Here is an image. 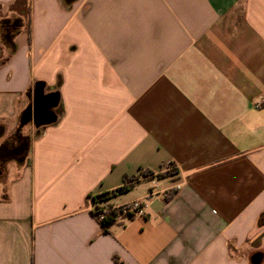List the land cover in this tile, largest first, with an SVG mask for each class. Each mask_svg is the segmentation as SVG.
Instances as JSON below:
<instances>
[{"label":"crops","instance_id":"0c3cea01","mask_svg":"<svg viewBox=\"0 0 264 264\" xmlns=\"http://www.w3.org/2000/svg\"><path fill=\"white\" fill-rule=\"evenodd\" d=\"M14 18L0 264H264V0H0ZM124 179L102 205L180 188L103 234L92 197Z\"/></svg>","mask_w":264,"mask_h":264},{"label":"trees","instance_id":"16d2710c","mask_svg":"<svg viewBox=\"0 0 264 264\" xmlns=\"http://www.w3.org/2000/svg\"><path fill=\"white\" fill-rule=\"evenodd\" d=\"M21 26H22V21L19 18L6 19V20H2L0 22V28L2 30L1 31L2 35L4 36V38H7V39L13 38L19 32ZM13 51H14V46H12V48H11V52H13ZM173 172H174V170L169 171V172L164 173V174H159L158 177H164L166 175L172 174ZM147 174H148L147 172H143V175L147 176ZM124 180L127 182V184L123 185L122 187H120L116 190H114L113 192L108 193V194H104L102 196L92 197L93 204H94V207L92 209V215L94 218H95V211L98 210L101 206H105V205H102V203L104 201H106L107 199H109L112 196L124 194L125 192H127L132 187V185L134 183L138 182V179H135V180L124 179ZM106 206H110V205H106ZM131 217L132 216H129V218H131ZM117 219H118V215L116 214V212L110 211L107 213V215L105 216V218L101 222H98L96 219L95 220L100 225L101 232L103 234H107V233H109L110 227L112 225H114L115 223H117ZM263 221H264V214H262L260 216L258 222L261 224Z\"/></svg>","mask_w":264,"mask_h":264},{"label":"built area","instance_id":"2783aa9c","mask_svg":"<svg viewBox=\"0 0 264 264\" xmlns=\"http://www.w3.org/2000/svg\"><path fill=\"white\" fill-rule=\"evenodd\" d=\"M174 165L172 163H166L164 166H162L160 173L159 174H164L169 171L174 170ZM159 174H147V176L143 175V173L140 175V180H145V179H151L155 180V176ZM180 188V184H176L171 188L164 189L162 191H159L156 185H153L147 196L143 201H133L125 204H120V205H110V206H101L98 210L95 211V219L98 222H101L105 216L107 215L108 212L114 211L118 215L117 221H122V220H128L129 216H134V215H143L144 213V201H148L151 199L153 196H158L161 195L163 197H167L168 194L171 191L177 190Z\"/></svg>","mask_w":264,"mask_h":264},{"label":"water","instance_id":"95a60500","mask_svg":"<svg viewBox=\"0 0 264 264\" xmlns=\"http://www.w3.org/2000/svg\"><path fill=\"white\" fill-rule=\"evenodd\" d=\"M56 103H57L56 102V96L52 95L48 98L46 106L49 108H52V107L56 106ZM32 116H33V119H34L36 125H38V122H37L38 121L37 120L38 114L36 113V110L32 109V107L27 108L26 111L24 112V114L22 116L23 122L28 123L30 121V119L32 118ZM53 121H54V118L52 117L48 121V123H51ZM1 152L5 153V156H6V154H8V153H6V150L5 149L3 150L2 148H0V153ZM260 262H261V258L258 254H255L254 256L251 257V264H260Z\"/></svg>","mask_w":264,"mask_h":264},{"label":"flooded vegetation","instance_id":"af4514ba","mask_svg":"<svg viewBox=\"0 0 264 264\" xmlns=\"http://www.w3.org/2000/svg\"><path fill=\"white\" fill-rule=\"evenodd\" d=\"M27 141L26 140H23V143L22 144H19L17 146H12L11 145V142L8 140L6 141L5 143L2 144V149L6 150V153H10L11 155L15 156V157H19L20 154L26 150L27 148ZM5 156V153L1 152L0 153V158L4 157ZM4 165L3 162H0V171L2 170V166Z\"/></svg>","mask_w":264,"mask_h":264},{"label":"rangeland","instance_id":"374dc122","mask_svg":"<svg viewBox=\"0 0 264 264\" xmlns=\"http://www.w3.org/2000/svg\"><path fill=\"white\" fill-rule=\"evenodd\" d=\"M3 42H4V39L2 37H0V44H2ZM0 55H1V51H0ZM27 131L25 130V133H27ZM2 168L5 169V165H3ZM7 169H8L7 177L6 178H0V191L3 188V186L8 182V180L10 179V176L13 174V170H10V166H8Z\"/></svg>","mask_w":264,"mask_h":264}]
</instances>
